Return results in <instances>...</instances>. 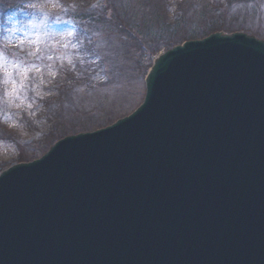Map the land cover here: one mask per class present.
<instances>
[{"label":"water","instance_id":"95a60500","mask_svg":"<svg viewBox=\"0 0 264 264\" xmlns=\"http://www.w3.org/2000/svg\"><path fill=\"white\" fill-rule=\"evenodd\" d=\"M151 61L131 115L0 173V264H264V41Z\"/></svg>","mask_w":264,"mask_h":264},{"label":"trees","instance_id":"16d2710c","mask_svg":"<svg viewBox=\"0 0 264 264\" xmlns=\"http://www.w3.org/2000/svg\"><path fill=\"white\" fill-rule=\"evenodd\" d=\"M31 4L35 7L26 10ZM262 10L264 0H0V54L3 55L0 59V143L20 146L18 132L13 129L8 132L5 128L9 120L22 125L27 132L44 121L51 123L44 139L37 143L42 152L65 136L109 125L121 116L113 115L112 110H103L102 101L87 105L86 109V106L79 107L80 102L86 101V104L97 91L96 79L90 70L94 73L101 59L109 56L112 62L122 61L131 68L126 71L132 73L139 70L140 59L146 54L153 55L161 49L198 39L194 38L195 34L227 32L225 28L250 22L261 24ZM169 12L173 14L172 21L168 19ZM65 26L71 29V41L58 54L53 49L47 52L41 49L32 55L18 47L13 55L1 48V39L6 33L27 28L25 32L31 30L52 36L56 35L57 27ZM108 45L111 47L105 48ZM13 60L18 63L13 64ZM74 81L86 96L79 94V86L72 85ZM102 87L101 94L109 89L107 85ZM12 97L18 100H11ZM18 101L22 105L18 107L20 113L14 111ZM64 101L66 104H61ZM58 104L65 111L69 105L76 112L81 108L95 115L97 111L104 123L93 127V123L79 118V112L68 118L66 127L59 122L53 124L54 120H62L55 116ZM39 156L27 149L19 153L17 161L30 162ZM5 167L0 166V171Z\"/></svg>","mask_w":264,"mask_h":264},{"label":"rangeland","instance_id":"374dc122","mask_svg":"<svg viewBox=\"0 0 264 264\" xmlns=\"http://www.w3.org/2000/svg\"><path fill=\"white\" fill-rule=\"evenodd\" d=\"M262 13H264V10H262ZM242 13H240L241 15ZM245 17V14H243ZM241 17V16H240ZM262 19L264 21V15H262ZM168 19L169 21H172L173 19V14L169 12L168 14ZM263 21L261 24L256 23V22H250L245 25H235L230 28H225L227 31L226 34H232L233 31L235 33L237 32H242L247 35H251L254 38L257 39H262L264 40V23ZM56 28V27H55ZM27 28H23L20 31L17 32H10L6 33L4 37H2L1 42L3 43V47L8 51H10L13 55L15 54L16 48L20 47L23 50H26V52H30L32 54H36L40 52L41 49H45V52L49 51L50 49H53L55 53L58 54L59 49H66L67 45L70 43V37H71V29L69 26L65 27H57L56 28V35H39L38 33H35L33 31H27ZM212 34L206 33L205 35H200V34H195L194 38H203L206 37L207 35ZM189 37H186V39ZM192 38V37H190ZM56 47V48H55ZM111 46L108 45L105 48H110ZM170 48L166 49H161L159 53L167 51ZM3 53V52H2ZM158 53V54H159ZM151 57L153 55L146 54L144 57L140 59L139 63V70H136L135 72L133 71L132 73L127 72L131 70L130 66L128 64L123 63L122 61H116L112 62L111 57H106V59L100 61L99 67H95V72L92 73L90 70V73L92 76L96 79L95 85L96 88H94L96 91L95 94L91 96V98L87 101H82L80 102L79 107H85L86 109L88 106L87 105H92L96 103L97 101H102V104L104 105L105 111L112 110L113 115L115 116H121L122 115H127L131 111H133L139 104H141V101L143 99L144 95V77L148 71V69L151 67ZM14 63H18V60H13ZM18 65V64H16ZM20 65V64H19ZM138 66V67H139ZM19 69V67L15 68ZM127 70V71H126ZM22 74V70H19ZM52 78V77H51ZM46 85V84H45ZM72 85L79 86V94L84 97L86 96L87 93L82 90V87H80L78 82H72ZM104 85H107V89L105 93L108 94H101ZM15 86V85H14ZM13 86V87H14ZM87 86V81L85 83L84 88ZM11 87V88H13ZM75 92V91H74ZM76 95V92H75ZM17 98L12 97L11 100H15ZM18 100V99H17ZM61 104H66L65 101L62 102ZM59 105V110L55 113V116H60L62 120L55 121L54 123H63V125L66 127V121L70 116L74 115L75 113L80 112L79 118L83 122H89L93 123L92 126H98V125H103L104 122H102V116L100 115L99 112L95 111V115L93 113L87 112L86 110L83 109H78L79 111L76 112L75 108L73 105H69L67 107V110L65 111V108L62 105ZM18 107H22L21 103L18 101V104L15 105L14 111H18ZM94 110V109H92ZM92 112V111H91ZM27 116L29 115L28 111L26 112ZM93 115V116H92ZM7 123V128H17L19 130H16L19 132L17 135V141L20 140L18 143L17 148L14 146H10L4 143H0V166L5 167L9 165H16L19 162L17 161V156L20 154H23V150L29 149L32 152H37L39 155L40 153H43L42 151H39V143L42 139H44V136L48 132V130L51 128L52 124L48 122H42L40 127L38 129L30 128V131H26L22 125L17 126L15 122L8 121ZM92 127V128H93ZM82 133V132H81ZM20 135V136H19ZM16 136V135H15ZM56 142V141H55ZM52 145V144H51ZM27 148V149H25ZM25 156V155H23ZM38 158V157H36Z\"/></svg>","mask_w":264,"mask_h":264},{"label":"snow or ice","instance_id":"6c2138e0","mask_svg":"<svg viewBox=\"0 0 264 264\" xmlns=\"http://www.w3.org/2000/svg\"><path fill=\"white\" fill-rule=\"evenodd\" d=\"M32 7H35V5H31ZM0 59H3V55L0 54Z\"/></svg>","mask_w":264,"mask_h":264},{"label":"bare ground","instance_id":"6f19581e","mask_svg":"<svg viewBox=\"0 0 264 264\" xmlns=\"http://www.w3.org/2000/svg\"><path fill=\"white\" fill-rule=\"evenodd\" d=\"M154 104V103H153Z\"/></svg>","mask_w":264,"mask_h":264}]
</instances>
